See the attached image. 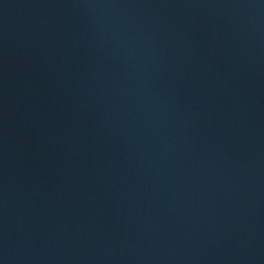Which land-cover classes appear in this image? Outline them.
<instances>
[{
	"label": "water",
	"instance_id": "water-1",
	"mask_svg": "<svg viewBox=\"0 0 264 264\" xmlns=\"http://www.w3.org/2000/svg\"><path fill=\"white\" fill-rule=\"evenodd\" d=\"M0 264H264V0H0Z\"/></svg>",
	"mask_w": 264,
	"mask_h": 264
}]
</instances>
